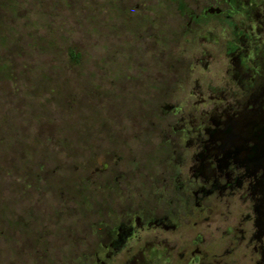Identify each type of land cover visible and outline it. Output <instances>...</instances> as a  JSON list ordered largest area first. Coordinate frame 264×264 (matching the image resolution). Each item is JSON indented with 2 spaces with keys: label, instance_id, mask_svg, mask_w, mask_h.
<instances>
[{
  "label": "rangeland",
  "instance_id": "rangeland-1",
  "mask_svg": "<svg viewBox=\"0 0 264 264\" xmlns=\"http://www.w3.org/2000/svg\"><path fill=\"white\" fill-rule=\"evenodd\" d=\"M16 1L17 13L14 0H0V57L13 72V79L0 72V264H72L78 235L73 231L79 225L88 232L95 219L89 203L119 202L113 192L74 194L80 175L95 165L88 169L87 161L109 160L117 147L112 134L125 125L129 143L118 147L124 165L129 160L130 168L134 161L155 171L150 157L157 155L154 143L161 137L151 129L139 134L137 124L152 122L150 112L158 103L177 102L186 112L188 95L185 86L175 88L174 79L160 98L147 86L153 75L186 76L194 49L182 42L176 5L167 0ZM155 34L166 35V45H158ZM55 42L75 47L80 62L68 64L64 52L43 49ZM125 74H141L143 81L127 83ZM121 85L126 88L119 92ZM122 90L124 98L116 96ZM21 219L29 220L34 235H41L45 223L49 233L46 243L34 241L31 254L17 257L13 226L19 223L13 220ZM217 225L210 226L207 238L221 252L225 245ZM225 260L252 264L243 256Z\"/></svg>",
  "mask_w": 264,
  "mask_h": 264
},
{
  "label": "flooded vegetation",
  "instance_id": "flooded-vegetation-1",
  "mask_svg": "<svg viewBox=\"0 0 264 264\" xmlns=\"http://www.w3.org/2000/svg\"><path fill=\"white\" fill-rule=\"evenodd\" d=\"M167 2L176 5L192 62L186 76L153 75L147 87L160 98L174 79L176 89L187 88L188 109L158 103L150 112L154 120L137 124L139 134L151 129L161 137L150 157L155 171L134 161L130 168L129 160L124 165L118 147L129 143L125 125L118 137L112 134L117 147L110 161L90 156L88 169L95 165L80 175L74 194L113 192L119 202L89 203L95 219L88 232L79 225L73 231L72 264H226L225 258L239 256L264 264V0ZM155 35L166 45V35ZM121 77L127 83L143 78ZM119 94L124 98L123 90ZM82 167L79 161L76 168ZM14 221L15 256L31 254L34 241L46 243L47 223L34 235L29 220ZM215 223L221 252L207 238Z\"/></svg>",
  "mask_w": 264,
  "mask_h": 264
},
{
  "label": "trees",
  "instance_id": "trees-1",
  "mask_svg": "<svg viewBox=\"0 0 264 264\" xmlns=\"http://www.w3.org/2000/svg\"><path fill=\"white\" fill-rule=\"evenodd\" d=\"M31 1H35L36 3L40 4L43 2V0H31ZM18 5L19 3L14 0V10L13 12H16L18 11ZM42 14V12H41ZM15 37V36H14ZM17 39V38H15ZM3 41L6 42V37L3 36ZM17 42L19 40H16ZM55 41V40H54ZM56 43V42H55ZM53 47H50V48H43V49H47L48 51H51V52H54V51H57L59 54L61 52H64L65 54V60L67 61L68 64H71V65H77L79 62H80V59H81V54L79 51L76 50L75 47L73 46H67L66 48H64L63 44H53L52 45ZM0 72L2 71L3 75H5L6 77H8L9 79H13V72L10 71V66H9V62H7L4 58L0 57Z\"/></svg>",
  "mask_w": 264,
  "mask_h": 264
}]
</instances>
